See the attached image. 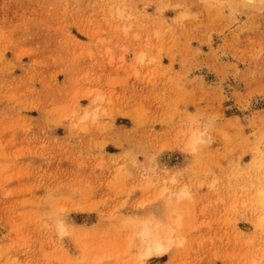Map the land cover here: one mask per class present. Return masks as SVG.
I'll return each instance as SVG.
<instances>
[{
    "label": "rangeland",
    "instance_id": "1",
    "mask_svg": "<svg viewBox=\"0 0 264 264\" xmlns=\"http://www.w3.org/2000/svg\"><path fill=\"white\" fill-rule=\"evenodd\" d=\"M261 192L264 11L0 0V264H264Z\"/></svg>",
    "mask_w": 264,
    "mask_h": 264
},
{
    "label": "bare ground",
    "instance_id": "2",
    "mask_svg": "<svg viewBox=\"0 0 264 264\" xmlns=\"http://www.w3.org/2000/svg\"><path fill=\"white\" fill-rule=\"evenodd\" d=\"M214 2L215 5L224 7L228 6L233 11L243 14L250 12H261L264 11V0H210ZM259 205L257 210L261 213L260 221H264V194L261 192L259 197ZM168 245L159 238L153 239L148 242V248L145 255L152 253L162 254Z\"/></svg>",
    "mask_w": 264,
    "mask_h": 264
}]
</instances>
